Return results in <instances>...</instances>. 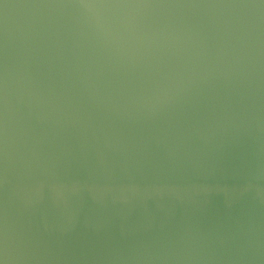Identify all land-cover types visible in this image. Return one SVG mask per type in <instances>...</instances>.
Listing matches in <instances>:
<instances>
[{
    "label": "water",
    "instance_id": "water-1",
    "mask_svg": "<svg viewBox=\"0 0 264 264\" xmlns=\"http://www.w3.org/2000/svg\"><path fill=\"white\" fill-rule=\"evenodd\" d=\"M0 264H264V0H0Z\"/></svg>",
    "mask_w": 264,
    "mask_h": 264
}]
</instances>
